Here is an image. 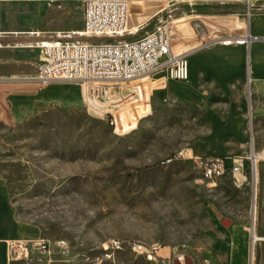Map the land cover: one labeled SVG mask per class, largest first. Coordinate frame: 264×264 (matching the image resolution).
Segmentation results:
<instances>
[{"label":"rangeland","instance_id":"374dc122","mask_svg":"<svg viewBox=\"0 0 264 264\" xmlns=\"http://www.w3.org/2000/svg\"><path fill=\"white\" fill-rule=\"evenodd\" d=\"M174 5L159 3L162 14L147 32L168 29L174 54L188 52V59L234 42L214 41L215 28L203 17L249 15L228 5ZM83 23L81 5L71 6L64 17L46 7L0 2V59L11 52L17 59L0 63V184L31 238L69 244L67 256L51 261L34 253L12 264H149L127 246L130 242L158 244L168 253L185 247L184 264H225L229 258L247 264L255 196L251 161L240 189L230 177L202 181L191 161L175 159L254 154V161L259 154L254 220L261 241L252 242L251 251V264H257L264 253V114L252 116V83L245 78L224 86L201 72L182 83L160 75L114 85L137 96L121 105L116 131L88 113L81 86L38 80L37 46L58 37L94 42L80 36ZM122 40L129 39L98 42ZM232 101L244 109H227ZM243 228L246 235L236 239ZM112 240L125 245L107 252Z\"/></svg>","mask_w":264,"mask_h":264},{"label":"built area","instance_id":"2783aa9c","mask_svg":"<svg viewBox=\"0 0 264 264\" xmlns=\"http://www.w3.org/2000/svg\"><path fill=\"white\" fill-rule=\"evenodd\" d=\"M8 0H0L6 2ZM205 5H242L249 12L254 0H202ZM131 3L129 0H85L82 38L92 43L75 40L50 39L41 42L37 48L42 60L39 66V81L42 83L66 82L79 85L85 92L88 113L100 118L119 131L117 113L121 105L135 99L136 93L125 95L114 85L131 86L145 79L166 75L170 80L182 83L189 80L187 55H175L168 31L158 29L144 38L130 42L99 43L104 38L125 39L131 35L129 21ZM62 36V35H59ZM167 60L161 63V60ZM142 93L140 92L139 95ZM189 160L194 172L202 181H217L230 177L239 180L240 189L247 183L246 164L249 158L186 157L180 154L175 160ZM173 160L168 161V163ZM118 240H112L107 252H119ZM136 250L137 257L149 264H184L185 247L176 248L173 253L158 244L140 246L136 242L127 244ZM34 253L50 259L67 256L69 244L64 240L46 239L14 241L8 244L9 262L29 259ZM89 262L90 259L86 258ZM98 262V261H97ZM98 264V263H97ZM204 264H211L205 260Z\"/></svg>","mask_w":264,"mask_h":264},{"label":"crops","instance_id":"0c3cea01","mask_svg":"<svg viewBox=\"0 0 264 264\" xmlns=\"http://www.w3.org/2000/svg\"><path fill=\"white\" fill-rule=\"evenodd\" d=\"M12 3H20L27 7H46L54 16H67L68 10L73 5L84 7L85 0H8ZM131 3L132 19L129 21V30L131 35L127 36L128 41H138L145 36L152 34L147 32L148 26L153 19L162 14L158 4L167 0H129ZM175 5L189 4L190 6H203L202 0H170ZM7 2V1H6ZM237 9L247 10L242 5H228ZM133 8V9H132ZM203 23L212 25L215 28L213 39L225 37H244L250 34L253 41L250 45V54L248 59V45L245 42L234 41L227 45L209 48L188 59L189 79L195 77L201 72L212 80L221 83L224 86L231 85L233 82L238 83L245 78L250 79L252 83V96H256L253 101V112L258 117L264 114V0H254L250 15L238 14L235 16H206L202 18ZM14 36V35H5ZM132 40V41H131ZM4 49V46H0ZM12 49H15L14 47ZM14 52L11 57L0 59V63L17 62L14 58ZM3 58H10L7 61ZM247 63V68L244 67ZM13 66V65H12ZM13 75V73L11 74ZM227 109L233 106L239 111L244 109L242 103L228 102ZM249 106V110L252 109ZM237 137L244 141V134L239 132ZM254 230L255 227H254ZM242 232V233H241ZM236 239L245 236V228L241 230ZM255 232V231H254ZM263 233V230L260 231ZM264 237V236H260ZM233 239V237H232ZM250 251L248 263L251 264L252 236L249 233ZM38 240L31 238L29 229L22 224L13 214L8 196L4 185L0 184V264H12L9 262L8 244L14 241ZM244 261H242V264ZM225 264H238L233 258ZM257 264H264V253H259Z\"/></svg>","mask_w":264,"mask_h":264},{"label":"bare ground","instance_id":"6f19581e","mask_svg":"<svg viewBox=\"0 0 264 264\" xmlns=\"http://www.w3.org/2000/svg\"><path fill=\"white\" fill-rule=\"evenodd\" d=\"M133 9V8H132ZM132 11L130 13V20L132 19ZM168 28V26L166 27V29ZM168 31V29H167ZM246 39H249V35L247 36H244V37H225V38H217V39H213L214 41H243V40H246ZM188 52L187 53H183L182 55H187L188 56ZM47 84V83H46ZM254 154H252L251 156H249V160L251 161L252 163V167H253V175H254V179H253V187H254V193H255V196H254V202H253V208H252V217H253V220L254 218H256V213H257V208H256V196H257V187H258V175L256 173V164L259 160H261L263 157L259 154H255L254 156V161L252 160V156ZM235 182V185L237 188H240V182L239 180H234ZM255 231V230H254ZM253 231L252 229V242L255 244L257 243L258 241H261L260 238L257 237V235L255 234V232ZM140 245V244H138ZM140 246H144V245H140ZM134 253L137 254L136 250H132Z\"/></svg>","mask_w":264,"mask_h":264},{"label":"water","instance_id":"95a60500","mask_svg":"<svg viewBox=\"0 0 264 264\" xmlns=\"http://www.w3.org/2000/svg\"><path fill=\"white\" fill-rule=\"evenodd\" d=\"M252 41H253V39H252V37L250 36V34H249V39H246V40H243V41H240V42H245V43H247V45H248V59H249V54H250V45H251V43H252ZM251 81H250V79H249V83H250ZM253 231H254V227H255V220H253ZM253 255V254H252Z\"/></svg>","mask_w":264,"mask_h":264}]
</instances>
